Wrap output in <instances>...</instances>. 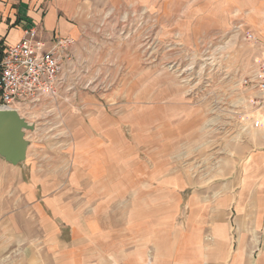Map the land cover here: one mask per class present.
<instances>
[{
    "label": "crops",
    "instance_id": "1",
    "mask_svg": "<svg viewBox=\"0 0 264 264\" xmlns=\"http://www.w3.org/2000/svg\"><path fill=\"white\" fill-rule=\"evenodd\" d=\"M119 4L148 10L155 36L168 8L184 21L176 31L193 39L228 31L238 63L237 37L251 32L257 39L248 46L246 68L256 67L264 0H0V53L30 26L45 41L72 38L73 59L63 70L68 85L87 60L85 21ZM136 82L138 108L120 109L138 116L132 139L121 126L129 113L114 118L111 107L96 106L89 126L74 128L73 171L38 173L26 154L23 172L0 158V264H264V125H252L248 103L259 93L242 87L249 131L198 176L193 160L183 166L178 159L183 146L189 154L188 139L168 140L167 127L157 124L170 110L156 89L162 79ZM62 179L73 183L63 187Z\"/></svg>",
    "mask_w": 264,
    "mask_h": 264
},
{
    "label": "rangeland",
    "instance_id": "2",
    "mask_svg": "<svg viewBox=\"0 0 264 264\" xmlns=\"http://www.w3.org/2000/svg\"><path fill=\"white\" fill-rule=\"evenodd\" d=\"M105 8L95 14L94 19L85 21L87 60L81 62L71 83L66 85L65 82L53 98L28 106L17 105L20 115L34 124L33 130L25 132L29 140L27 159L30 165L38 173L48 170L55 175L61 173L60 177L73 171L74 130L89 124L96 106L111 107L113 113L109 114L114 118H119L115 116L118 111L129 113L124 114L121 126L132 139L131 127L137 124L138 116L132 110L120 109L129 105V109L135 106L136 110V80L155 78L162 79V83L156 84L161 102L170 106L168 114L160 116L157 124L167 127V134L172 136L168 140L178 139L183 145L186 139L190 142L189 154L183 146L179 161L185 166L193 160L191 163L198 176L205 170H212L218 159L227 157L234 144L249 131L245 115L247 105L240 91L244 88L242 80L254 71L250 73L251 69L246 68L250 64L246 59L248 46L255 40L246 39L244 33L237 37L235 47L242 54L238 63L232 56L234 35L228 31L193 39L191 35L176 31V24L184 21L172 18L168 8L161 26L158 23L156 27L155 36L154 20L144 15L148 10L120 4ZM232 22L227 21V25ZM155 49L158 52L154 53ZM263 50L264 44L258 50L256 63L264 58ZM126 92L131 93V99L125 97ZM148 98L144 101H149ZM18 165L24 172L25 161ZM18 178L13 179V189L21 183ZM70 182L73 183L61 180L63 187ZM82 184L85 187L84 180Z\"/></svg>",
    "mask_w": 264,
    "mask_h": 264
},
{
    "label": "built area",
    "instance_id": "3",
    "mask_svg": "<svg viewBox=\"0 0 264 264\" xmlns=\"http://www.w3.org/2000/svg\"><path fill=\"white\" fill-rule=\"evenodd\" d=\"M245 37L257 39L251 32ZM72 44L73 39L69 37L42 40L35 26L26 27L23 37L0 53V109L20 112L17 105L28 106L57 96L65 86L64 63L72 61ZM242 84L259 93L258 97L248 98L255 110L248 117L254 127L264 125V58Z\"/></svg>",
    "mask_w": 264,
    "mask_h": 264
},
{
    "label": "water",
    "instance_id": "4",
    "mask_svg": "<svg viewBox=\"0 0 264 264\" xmlns=\"http://www.w3.org/2000/svg\"><path fill=\"white\" fill-rule=\"evenodd\" d=\"M33 129L34 124L16 109H0V158L14 166L22 164L29 146L25 132Z\"/></svg>",
    "mask_w": 264,
    "mask_h": 264
},
{
    "label": "bare ground",
    "instance_id": "5",
    "mask_svg": "<svg viewBox=\"0 0 264 264\" xmlns=\"http://www.w3.org/2000/svg\"><path fill=\"white\" fill-rule=\"evenodd\" d=\"M193 73V72H192Z\"/></svg>",
    "mask_w": 264,
    "mask_h": 264
}]
</instances>
